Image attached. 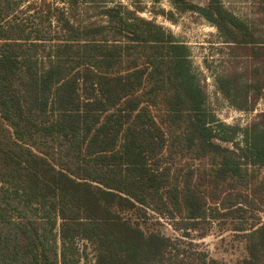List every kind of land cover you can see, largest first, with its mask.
Listing matches in <instances>:
<instances>
[{"label": "trees", "instance_id": "trees-1", "mask_svg": "<svg viewBox=\"0 0 264 264\" xmlns=\"http://www.w3.org/2000/svg\"><path fill=\"white\" fill-rule=\"evenodd\" d=\"M169 2L216 29V89L253 111L264 34L222 0ZM134 6L0 0V264H264V110L220 121L188 45ZM213 234L239 254L196 242Z\"/></svg>", "mask_w": 264, "mask_h": 264}, {"label": "rangeland", "instance_id": "rangeland-1", "mask_svg": "<svg viewBox=\"0 0 264 264\" xmlns=\"http://www.w3.org/2000/svg\"><path fill=\"white\" fill-rule=\"evenodd\" d=\"M130 9L141 7L137 14L147 20L154 21L166 31H170L179 41L190 48L193 66L200 73L201 83L207 95L208 107L216 117L225 124L245 127L255 119L257 113L264 110V97L251 112L238 111L218 92L214 83V75L230 66L226 50L223 49L214 27L208 25L196 14H177L169 0H112ZM224 6L236 16L252 25L257 34H264V0H222ZM171 12L172 16L164 13ZM165 228L169 230V226ZM230 234L210 235L199 242L210 255L225 260H232L238 254L235 243H230ZM234 242V241H233Z\"/></svg>", "mask_w": 264, "mask_h": 264}]
</instances>
